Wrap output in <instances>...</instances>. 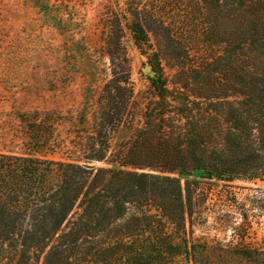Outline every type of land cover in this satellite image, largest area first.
I'll use <instances>...</instances> for the list:
<instances>
[{"label":"trees","instance_id":"trees-1","mask_svg":"<svg viewBox=\"0 0 264 264\" xmlns=\"http://www.w3.org/2000/svg\"><path fill=\"white\" fill-rule=\"evenodd\" d=\"M34 1L46 11L61 2ZM193 14L202 25L185 35ZM104 22L111 73L89 130L66 149L74 158L37 155L56 148L53 117L37 110L19 115L25 151H0V264H264V246L185 235L200 179L264 178V0H127ZM125 28L140 49L155 39L156 99L127 145L95 166L130 112ZM161 59L176 70L169 81Z\"/></svg>","mask_w":264,"mask_h":264},{"label":"rangeland","instance_id":"rangeland-1","mask_svg":"<svg viewBox=\"0 0 264 264\" xmlns=\"http://www.w3.org/2000/svg\"><path fill=\"white\" fill-rule=\"evenodd\" d=\"M58 1L46 11L34 0H0V151H25L21 142L25 127L19 115L36 110L53 117L46 129L56 145L54 151L44 149L37 155L74 158L66 149L72 148L75 134L90 128L91 103L111 73L103 42L106 10L123 8L127 0ZM177 12L190 17L188 7L181 6ZM188 20L185 35H198L192 29L198 23V30L203 18L193 14ZM121 44L130 65V112L111 134L106 157L92 162L95 166H107L127 145L134 129L143 124L146 106L156 99L149 80L152 75L144 70L146 65L157 70L153 35L140 49L125 28ZM199 45L204 55L215 51V47ZM160 65L163 77L168 81L174 78L175 68L168 67L164 59ZM83 116L86 122L80 125ZM240 233L245 236L241 238ZM185 235L193 241L264 246V178L200 179Z\"/></svg>","mask_w":264,"mask_h":264},{"label":"water","instance_id":"water-1","mask_svg":"<svg viewBox=\"0 0 264 264\" xmlns=\"http://www.w3.org/2000/svg\"><path fill=\"white\" fill-rule=\"evenodd\" d=\"M144 70L148 71L151 75L155 73L154 71H151V67L149 65L144 66Z\"/></svg>","mask_w":264,"mask_h":264}]
</instances>
